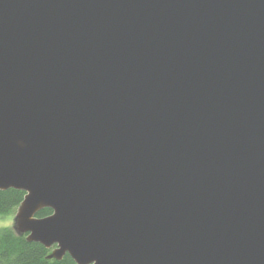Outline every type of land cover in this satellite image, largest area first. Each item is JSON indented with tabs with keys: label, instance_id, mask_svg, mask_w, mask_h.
<instances>
[{
	"label": "water",
	"instance_id": "obj_1",
	"mask_svg": "<svg viewBox=\"0 0 264 264\" xmlns=\"http://www.w3.org/2000/svg\"><path fill=\"white\" fill-rule=\"evenodd\" d=\"M9 189L59 261L264 264V0H0Z\"/></svg>",
	"mask_w": 264,
	"mask_h": 264
},
{
	"label": "trees",
	"instance_id": "obj_2",
	"mask_svg": "<svg viewBox=\"0 0 264 264\" xmlns=\"http://www.w3.org/2000/svg\"><path fill=\"white\" fill-rule=\"evenodd\" d=\"M25 192L15 189L0 191V217L17 212L24 200ZM53 213L43 209L37 213L38 218H45ZM52 249L40 243L30 242L27 235L19 234L14 227H0V264H76L66 254L60 261L50 258Z\"/></svg>",
	"mask_w": 264,
	"mask_h": 264
},
{
	"label": "rangeland",
	"instance_id": "obj_3",
	"mask_svg": "<svg viewBox=\"0 0 264 264\" xmlns=\"http://www.w3.org/2000/svg\"><path fill=\"white\" fill-rule=\"evenodd\" d=\"M15 215L16 212L12 215L0 217V227H14L15 226Z\"/></svg>",
	"mask_w": 264,
	"mask_h": 264
}]
</instances>
